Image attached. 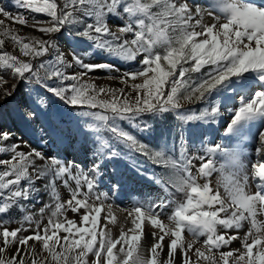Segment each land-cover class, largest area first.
Here are the masks:
<instances>
[{
    "label": "snow or ice",
    "instance_id": "obj_1",
    "mask_svg": "<svg viewBox=\"0 0 264 264\" xmlns=\"http://www.w3.org/2000/svg\"><path fill=\"white\" fill-rule=\"evenodd\" d=\"M14 4L48 17L31 20L47 38L24 43L25 38L12 34L11 29L0 32L11 35L21 45L20 52L29 57L24 60L7 51L0 54V83L16 80L10 89H3L0 106L26 96L17 100L12 110L17 120L30 126L41 143L51 140L83 153L90 166L85 171L75 158L67 161L59 154L49 155L16 139L6 126L0 127V154H11L10 159H0L4 166L0 171V215L17 208L25 211L23 202L31 201L37 192L36 182L42 179L47 178L43 187L51 197L38 209L39 220L26 214L15 229L4 227L9 221L0 220V264H200L201 260L205 264H264V219L258 218L264 217V131L259 135L257 159L250 167L228 174L222 184L225 196L211 180L213 173H223L225 168L224 164L219 169L216 166L220 144L205 142L189 154L181 134L177 141L179 159H173L167 154L174 150L171 145L161 143L159 150H154L121 125L123 121L138 132L148 131L145 116L179 111L184 103H202L225 82L248 72L257 73L262 86L250 99L239 98L225 135L243 122L264 117V8L245 0H216L222 13L218 15L193 0H14ZM0 15L21 25L29 23L24 13L13 14L3 5ZM111 17L122 23L110 26ZM3 26L0 20V28ZM64 27L93 42L95 49L127 62L137 61L140 67L121 71L113 64L86 62L85 55L73 51L66 56L56 42ZM3 44L0 40V47ZM69 69L81 71L69 74ZM97 70L108 72L109 78L119 79L130 91L97 88L82 81ZM137 78L142 82L128 84L129 79ZM233 87L251 85L235 83ZM101 94L110 98L102 99ZM52 97L75 110L81 118L78 124L60 123L50 107ZM219 112L217 102H213L181 118L185 123H216ZM131 154L171 172L148 176L161 185L165 195L151 203L134 204L128 212L133 227L127 232L121 227L119 235L113 237L107 224L98 230L102 207L110 197L96 189L107 162ZM133 167L146 175L135 163ZM112 173L109 192L114 196L124 178L116 169ZM22 181L26 183L22 185ZM57 181L68 189L70 199H60ZM114 202L107 204L104 217L112 224ZM67 211L81 213L79 224L67 218ZM46 212L50 214L43 224ZM145 220L152 229L147 249L139 234ZM33 223L35 227H31ZM246 223L247 231L240 235ZM185 234L193 240L188 241ZM234 241H240V247L232 248Z\"/></svg>",
    "mask_w": 264,
    "mask_h": 264
},
{
    "label": "rangeland",
    "instance_id": "obj_2",
    "mask_svg": "<svg viewBox=\"0 0 264 264\" xmlns=\"http://www.w3.org/2000/svg\"><path fill=\"white\" fill-rule=\"evenodd\" d=\"M245 2L264 8V0H245ZM193 3L202 8L211 10L215 14L222 15V13H220L216 7V0H193ZM0 5H3L6 10L12 12L13 14L21 12L24 13L25 17L29 20L27 25H21L19 23H14L13 20L6 19L0 15V20H3L4 22V26L0 28V32H3L4 28L11 29L13 30L12 34L25 38L24 43H30L31 38H47L45 33L39 32L37 28L32 26L31 20L33 17L39 20H47L48 17L43 14L32 13L23 8H17L14 4V0H0ZM205 20L207 22L208 18L205 17ZM113 23H122V21H120L117 17L109 18L110 26ZM72 33L73 29L64 27L56 35V42L60 47V50L63 51L66 56H68V54L73 51L76 54L85 55L84 58L86 62L96 64H113L121 71H128L131 68L140 67L137 61L127 62L112 55H107L104 53V51L95 49L93 42L80 36L73 35ZM128 38H131V36ZM0 40L4 41L3 46L0 47V54H2L4 51H7L21 59H29V57H25L20 52L21 45L13 41L11 35H0ZM49 58L50 57H43L41 59ZM38 62L39 61H37V63ZM67 71L69 74H72L73 71L80 72L81 70L69 69ZM112 75L118 76L119 74L113 73ZM257 76V73H244L239 79L233 77L229 81L225 82L222 86L218 87L217 90H214L208 96L207 100L202 103H184V107L179 111H167L162 115H150L144 117V119L147 120V123L149 121L153 122L150 124L151 127L154 125H161L163 123L162 129L157 127L153 131L148 130L141 133L130 128L127 122L122 121L121 125L126 130L132 131L139 140L149 145L154 150H159L161 143L171 145L174 150L168 152L167 154L171 155L173 159H179V146L177 141L179 140L181 134H183L184 138L187 140V151L189 154L201 149L205 142L208 144H220L222 146V151L216 154V166L219 169L220 165L224 164L225 168L223 173L220 171L213 173L211 180L213 186L219 187L221 194L226 196L222 184L227 182L228 174L230 172H238L244 167H250L251 163L257 159L256 148L259 141V135L261 131H264V117L255 118L253 120L241 123L230 135L226 136L224 132L227 123L234 115L235 109L239 107V98L243 96L245 99H250L254 92L261 88L262 82L257 79ZM82 81L85 83H94L97 88H124L126 92L130 91V89L119 79L109 78V73L103 70H97L95 72L89 73L87 76L82 77ZM141 82L142 78H137L135 81H132L131 79L128 80L129 85L132 83ZM15 83V79H9L7 84L0 83V94H2L5 87L10 89ZM235 83H247L250 84L251 87L238 89L233 87ZM132 95L135 94L133 93ZM101 98L109 99L110 97L101 94ZM121 98L123 99V97ZM24 99H27V97L23 95L18 96L16 99H10L6 104L0 106V127L6 126L7 129L16 134V139L27 141L32 144L33 147H37L49 155L59 154L61 159L67 161H72L75 158L76 162L78 164H82V166H84V170L87 171L86 166H90V160L83 153L78 152L74 148L57 146L51 140H48L47 143H41L40 137L35 134L34 130L30 126L22 124L17 120L12 110L15 108L17 100ZM129 99H131V97H129ZM213 102H217L220 109L218 116L215 118L217 120L216 123H205L201 120L185 123L181 118L190 114L192 110L199 112L200 109L206 105L210 107L212 106ZM50 107L60 123L66 126H75L81 119L75 114L74 109L70 108L67 104H64L55 97H52ZM205 137L207 138L206 141L204 139ZM119 149L120 151L127 153V150L124 149L123 146H119ZM20 150L26 151L25 148H21ZM10 157V153L0 154V159H10ZM127 163L132 166L133 163H135L137 167L141 168L146 173V175L138 174L135 167H133V170H131ZM3 167V165H0V171H3ZM113 169H116V171L122 175L124 178L123 186L124 184H127L130 193L125 194L119 191L113 196V194L109 192L111 183L110 177L113 175ZM104 172H106V175L103 176L102 183L97 187L96 191L108 192L110 199L106 201L102 207L101 218L98 222V230L100 226L107 224L108 228L113 234V237H116L119 235L121 227H123L126 232L133 227L131 223L132 217L128 216V212L131 211V208L134 204L151 203L159 200L165 195L161 185L154 182V180L149 179L148 176H151L153 173L157 177L167 175L170 174L171 170L162 167H156L150 164L143 156L131 154V156L124 155L107 162ZM24 183L26 182H21L22 185ZM46 183L47 178L36 182L35 186L37 188V192L33 195L31 201L23 202L25 204V211L22 212L17 208L10 211L8 214L0 215V220L9 221V223H6L4 227H8L10 229L20 227L19 222L22 220L23 216L29 213L33 214L34 220L40 219V216L38 215V209L43 207L45 203L51 201L49 192L45 191L43 187ZM70 183L74 188L75 183L72 181H70ZM56 186L61 200L70 199V193L68 192V189L65 188L60 181H57ZM113 199L115 201L112 206V216L115 218L114 224L104 219L107 213V204L112 203ZM82 212L83 209H81V213ZM81 213L67 211L65 215L68 219L75 220L77 224H79V215ZM49 214L50 212L45 213L43 224L47 223V217ZM134 215L135 214L133 213V216ZM258 218L264 219V217ZM165 223H167L166 218ZM43 224L41 225L42 227ZM24 227L28 228L29 225L25 223ZM31 227H35V224L33 223ZM247 228L248 225L246 223L245 227L239 230V234L243 235L244 232L247 231ZM151 231V226L147 220L141 222V231L139 234L141 235V244L145 249L150 247V244L152 243L150 235ZM27 234H31V232L29 231ZM129 234L131 235L133 233ZM230 234L236 233L230 231ZM60 235H64V233H60ZM185 236L188 241L193 240V237L190 234H185ZM197 246L202 247V245ZM231 247H240V241H234ZM161 255L163 256L164 254L162 253ZM179 259L180 254L178 251L177 260ZM200 264H205V262L201 260Z\"/></svg>",
    "mask_w": 264,
    "mask_h": 264
},
{
    "label": "trees",
    "instance_id": "obj_3",
    "mask_svg": "<svg viewBox=\"0 0 264 264\" xmlns=\"http://www.w3.org/2000/svg\"><path fill=\"white\" fill-rule=\"evenodd\" d=\"M153 122H148V126H149V130H151V131H153L154 129H156L157 127H159V128H161L162 129V124L161 125H154V126H152L151 127V125L150 124H152ZM127 165H128V167L131 169V170H133V166L132 165H130L129 163H127Z\"/></svg>",
    "mask_w": 264,
    "mask_h": 264
},
{
    "label": "bare ground",
    "instance_id": "obj_4",
    "mask_svg": "<svg viewBox=\"0 0 264 264\" xmlns=\"http://www.w3.org/2000/svg\"><path fill=\"white\" fill-rule=\"evenodd\" d=\"M104 175H106V172H104ZM110 179H111V177H110ZM120 191L123 192V193H125V194L130 193L129 192L130 190L128 189V185L127 184H124V186H122V188H121Z\"/></svg>",
    "mask_w": 264,
    "mask_h": 264
}]
</instances>
